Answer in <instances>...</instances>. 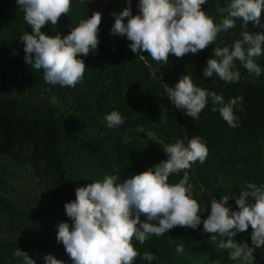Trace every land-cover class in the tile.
I'll return each instance as SVG.
<instances>
[{
    "label": "trees",
    "instance_id": "16d2710c",
    "mask_svg": "<svg viewBox=\"0 0 264 264\" xmlns=\"http://www.w3.org/2000/svg\"><path fill=\"white\" fill-rule=\"evenodd\" d=\"M138 2L131 0L133 15L139 14ZM229 2L207 0L202 9L219 21L223 17L216 11L217 7H226ZM125 7H128L127 0H72L68 16L62 17L56 26L47 24L42 28L48 35L59 33L63 36L92 12L102 13L98 49L87 57H78L84 59L87 66L84 79L75 88H69L47 84L43 70H35L26 64L24 45L19 37L24 32L31 34L32 29L24 21V13L16 0H0V163L8 159L30 165L35 176L46 181L65 205L76 199V189L69 184L67 176L75 167L71 161L73 153L95 159L105 171L125 166L131 160L130 152L138 145L135 130L156 113L154 99L159 94H167L162 84L174 87L185 74L192 78L195 86L222 95L225 102L242 96L243 101L235 111L238 117L236 128L228 126L219 111H212L219 105H213L210 97L198 120L178 110V117L185 125L175 126L177 134L185 143L193 136H199L209 150L205 162L197 161L189 172L194 198L202 208L201 225L196 229L176 227L163 236H151L143 245L135 238L132 240L140 253L134 264H149L142 259L145 252L158 257L151 264H213L217 261L238 264L228 258V250L218 247L220 240L225 238L217 236L213 239L211 234L204 232L203 220L210 214L211 197L220 201L228 195L230 199L226 206L238 211L235 200L240 191L246 190L247 183L264 186V54L256 60L261 67L258 77L237 60L236 70L241 73L239 82L227 83L215 74L203 78V69L213 56V48L231 47L240 39L242 21H237L235 28L218 34L214 45L196 55L186 54L182 59L170 55L168 63L162 65L153 61L148 53L141 52L139 55L146 57V64L131 51V42L126 37L110 35L115 22L112 13L118 14ZM261 22L264 23V12ZM248 28L249 31L264 32L251 23ZM153 68L157 69L156 76L152 74ZM124 89L136 91L138 97L124 99ZM49 95L61 97V106L52 104ZM112 111L120 112L126 121L116 129H109L104 120V116ZM171 117L175 119L176 114L172 113ZM125 135L129 138L127 143L123 139ZM182 177L183 172L171 174L169 183H178ZM222 179L232 185L227 189L219 187ZM2 186L7 187L0 176L1 214L17 220L43 218L46 224L53 225L48 213L29 214L9 202L2 193ZM144 219L142 216L141 220ZM251 233L249 226L246 232L238 233L233 239L251 247ZM181 244L184 252L177 254L176 247ZM17 248L30 258L38 259L36 264H45L43 258L49 254L65 264H72L63 244L57 240L12 241L1 238L0 264H23L13 255ZM254 255L255 264H264V246L257 248Z\"/></svg>",
    "mask_w": 264,
    "mask_h": 264
},
{
    "label": "clouds",
    "instance_id": "9594fccd",
    "mask_svg": "<svg viewBox=\"0 0 264 264\" xmlns=\"http://www.w3.org/2000/svg\"><path fill=\"white\" fill-rule=\"evenodd\" d=\"M16 2L24 13V21L32 29L31 34L24 32L19 37L24 45L26 64L43 70L47 84L75 88L83 81L87 68L84 59L78 57H87L98 49L102 13L92 12L67 35H48L42 28L47 24L56 26L62 17L68 16L72 0ZM127 2L128 7L118 14L112 13L115 22L110 35L126 37L131 42V51L146 64V57L139 55L141 52L148 53L158 64L166 65L170 55L182 59L186 54L196 55L206 50L216 43L218 34L235 28L237 21H242L240 39L231 47L213 48V56L203 69V78L215 74L227 83L239 82L241 73L236 70L237 60L249 73L260 76L261 67L256 60L264 54V32L249 31L248 25L264 29L261 22L264 0H230L226 7H217L216 11L223 17L219 21L202 9L207 0H139L138 15L132 14L131 0ZM156 73L157 69L153 68V76ZM161 86L175 108L193 120L199 119L210 97L213 105H219L212 111H219L228 126L238 127L235 111L243 101L242 96L225 102L222 95L195 86L192 78L185 74L174 87L167 83ZM104 120L109 129L119 128L126 122L118 111L105 115ZM123 139L127 143L129 138L125 135ZM162 149L167 159L147 171L122 182L119 174H106L102 180L76 188V199L64 205L72 224L59 223L56 236L72 264H134L140 253L132 244L133 238L143 245L151 236H163L176 227L196 229L201 225L202 208L194 198L189 172L197 161L205 162L209 154L206 143L201 137L193 136L187 143L177 139ZM181 172L183 177L179 182L170 184V175ZM245 189L235 200L238 211L226 206L228 195L220 201L211 197V211L203 220V230L213 239L225 238L218 247L228 250L230 260L255 264L254 252L264 246V186L247 183ZM141 216L145 219L141 220ZM249 226L251 247L233 239ZM176 252L183 254L184 246L178 245ZM13 255L23 264H36L19 248ZM43 259L45 264H65L50 254ZM142 259L151 264L158 257L145 252Z\"/></svg>",
    "mask_w": 264,
    "mask_h": 264
},
{
    "label": "rangeland",
    "instance_id": "374dc122",
    "mask_svg": "<svg viewBox=\"0 0 264 264\" xmlns=\"http://www.w3.org/2000/svg\"><path fill=\"white\" fill-rule=\"evenodd\" d=\"M122 96L128 100L135 99L138 97V93L131 89H124ZM48 97L52 104L61 106L63 103L61 97L56 95ZM153 103L156 113L135 130L138 145L130 152L131 160L125 166L113 167L111 170L105 171L100 168L95 159L73 153L71 161L75 163V167L70 169L67 174L69 184L73 188L85 187L96 180H102L106 174H119L122 182L167 159L162 149L163 146L182 139L177 134L175 126L185 124L182 119H179L178 110L176 111L174 105L168 100L167 94H159ZM172 113L176 114L175 119L171 117ZM101 121L104 123L103 119ZM0 166L1 179L7 185V187H1L6 199L29 214L48 213L50 221L53 223L51 226L46 224L43 218L34 219L32 217L17 220L0 213L1 239L12 241L56 240L59 223L67 222L71 226L72 222L66 215L62 201L46 181L35 176L30 165L3 159ZM231 185L232 183L226 179H222L219 183V187L225 189ZM35 261L38 262V259ZM213 264L223 263L217 261Z\"/></svg>",
    "mask_w": 264,
    "mask_h": 264
}]
</instances>
